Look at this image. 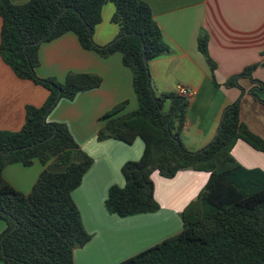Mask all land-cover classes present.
I'll return each instance as SVG.
<instances>
[{
	"label": "trees",
	"instance_id": "16d2710c",
	"mask_svg": "<svg viewBox=\"0 0 264 264\" xmlns=\"http://www.w3.org/2000/svg\"><path fill=\"white\" fill-rule=\"evenodd\" d=\"M112 3L111 20L118 34L110 43H94V27L101 21L102 7ZM0 57L14 74L45 87L49 94L39 106L25 107V122L18 131L0 130V233L3 264H74L73 251L91 239L85 230L72 192L80 185L93 160L72 137L67 125L48 122L47 115L60 99L73 100L98 87L102 78L94 73H67L59 82L39 77L38 48L43 42L72 32L83 49L101 57L121 54L132 73L137 108L123 112L127 101L106 111L97 131L98 141L116 139L144 148L137 160L121 166L124 185L109 187L104 202L110 214L127 217L155 212L151 174L165 178L178 171H205L209 177L195 199L182 210V229L159 243L117 264H264V170L246 168L232 156L238 139L264 153V139L239 118V101L227 105L207 148L189 151L181 138L189 99L175 92L156 95L150 85L147 63L169 51L150 7L142 0H27L14 4L0 0ZM142 44L144 49H142ZM198 49L211 72L216 68L207 51V35L198 38ZM258 63L229 77L224 86L241 88L247 77L251 95L264 91V82L253 79ZM215 85H218L214 81ZM242 89V88H241ZM169 106L166 107V104ZM43 170L28 193L13 188L2 176L3 168L34 160Z\"/></svg>",
	"mask_w": 264,
	"mask_h": 264
},
{
	"label": "crops",
	"instance_id": "0c3cea01",
	"mask_svg": "<svg viewBox=\"0 0 264 264\" xmlns=\"http://www.w3.org/2000/svg\"><path fill=\"white\" fill-rule=\"evenodd\" d=\"M21 4L27 0H10ZM151 9L169 51L147 63L150 85L156 95L184 88L191 92L181 138L189 151L205 148L212 141L225 107L239 101V118L249 130L264 139V104L255 99L247 77L238 88L225 81L248 65L258 63L264 53V0H142ZM112 3L102 7L101 21L94 27L93 41L103 46L117 37L112 22ZM1 29V18H0ZM207 35V51L216 68L211 72L198 49V38ZM39 77H54L63 82L67 73H94L102 78L93 89L78 93L73 100L60 99L46 117L48 122L65 123L80 148L93 162L80 185L72 192L82 224L91 235L83 247L73 251L74 264H117L181 231V212L196 198L209 173L186 169L165 178L151 174L155 212L119 217L104 205L110 186L124 185L121 166L140 158L144 144L116 139L98 141L100 117L122 101L123 112L137 108L132 89V73L121 61V54L101 57L83 49L72 32L43 42L38 48ZM253 79L264 82V67H257ZM214 81L218 84L215 85ZM49 91L29 79L17 77L0 57V130L18 131L25 122V107H39ZM258 96L264 100V91ZM169 104H166V107ZM232 156L246 168L264 170V153L238 139ZM34 160L29 166L10 163L2 176L16 190L28 193L43 170ZM0 218V233L6 228ZM0 264H3L0 261Z\"/></svg>",
	"mask_w": 264,
	"mask_h": 264
},
{
	"label": "built area",
	"instance_id": "2783aa9c",
	"mask_svg": "<svg viewBox=\"0 0 264 264\" xmlns=\"http://www.w3.org/2000/svg\"><path fill=\"white\" fill-rule=\"evenodd\" d=\"M177 94L179 95V96H182V97H184V98H190V96H191V92L189 91V90H187V89H184V88H180V89H178V91H177Z\"/></svg>",
	"mask_w": 264,
	"mask_h": 264
},
{
	"label": "water",
	"instance_id": "95a60500",
	"mask_svg": "<svg viewBox=\"0 0 264 264\" xmlns=\"http://www.w3.org/2000/svg\"><path fill=\"white\" fill-rule=\"evenodd\" d=\"M142 49H144V46H143V44H142ZM208 147V145L205 147V148H207Z\"/></svg>",
	"mask_w": 264,
	"mask_h": 264
}]
</instances>
